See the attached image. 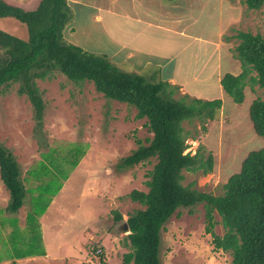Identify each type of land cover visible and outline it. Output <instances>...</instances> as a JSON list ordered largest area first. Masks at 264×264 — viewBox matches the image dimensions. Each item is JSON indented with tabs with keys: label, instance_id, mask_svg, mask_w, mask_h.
Returning <instances> with one entry per match:
<instances>
[{
	"label": "rangeland",
	"instance_id": "374dc122",
	"mask_svg": "<svg viewBox=\"0 0 264 264\" xmlns=\"http://www.w3.org/2000/svg\"><path fill=\"white\" fill-rule=\"evenodd\" d=\"M7 1L28 8L38 0ZM241 1L236 6L243 22L224 34L242 30L264 37V3L247 11ZM201 22L202 36L213 39L218 21L205 11ZM0 28L26 38L25 26L12 17H0ZM91 42L97 43L88 45L93 53L109 58L111 46L102 37ZM237 43L235 38L229 43L230 54ZM202 54L209 56L205 50ZM109 59L118 66L116 58ZM142 73L148 79L156 76L151 70ZM36 83L45 104L40 125L30 101L17 93L18 83L0 88V143L16 158L28 193L26 204L9 213L8 191L0 180V264H102L92 252L94 247L95 254H103V264H122L123 254L130 249L128 231L114 222V212L124 222L128 213L142 207L127 193L147 191L145 182L156 158L130 167L120 163L138 141L147 144L152 137L146 118L137 119L133 106L105 98L92 83L75 85L57 71ZM178 92L175 96L182 95ZM263 92L257 85H246L242 103L226 97L223 112L206 123L205 131L197 120L182 123L189 132L185 152L194 153L200 143L205 156L211 153L214 159L206 175L184 171V185L196 181L197 189L219 194L245 155L264 146V137L255 133L248 114L250 103ZM214 218L219 221L216 212ZM205 225L203 203L176 209L160 230V264H230L227 252L213 249ZM214 231L221 235L222 226L217 223Z\"/></svg>",
	"mask_w": 264,
	"mask_h": 264
},
{
	"label": "trees",
	"instance_id": "16d2710c",
	"mask_svg": "<svg viewBox=\"0 0 264 264\" xmlns=\"http://www.w3.org/2000/svg\"><path fill=\"white\" fill-rule=\"evenodd\" d=\"M241 3L256 10L264 0ZM0 17L16 19L27 32L26 38H21L0 28V88L18 83L17 93L30 101L37 125L42 122L45 104L36 79H50L56 71L75 85L92 83L95 91L105 98L133 106L137 119L146 118L145 125L152 137L147 144L138 141L136 149L120 163L130 167L156 158L145 182L147 191L132 189L127 193L142 207L128 213L124 222L122 215L114 212V222L128 226L125 237L130 249L123 254L122 264H160L163 225L176 209L197 203H203L205 232L211 236L213 249L227 252L230 264H264V146L245 155L240 169L222 184L219 194L197 189L196 181L182 183L184 171L206 175L214 165L213 155L205 156L200 143L194 153L185 152L189 132L182 123L197 120L205 131L206 123L216 119L221 99L175 96L178 86L155 80V76L148 79L143 74L124 71L107 56L67 42L63 37L69 20L66 0H39L30 9L0 0ZM230 38L238 41L232 55L240 62L241 71L225 73L220 84L233 102L242 103L246 85L264 90V37L237 30L225 36L226 40ZM248 114L255 133L264 137V92L251 102ZM0 179L9 193L6 210L17 212L26 201L27 190L16 158L1 143ZM214 212L219 221L215 220ZM217 223L222 226L221 235L214 231ZM96 249L92 248V252L103 264V254H95Z\"/></svg>",
	"mask_w": 264,
	"mask_h": 264
},
{
	"label": "crops",
	"instance_id": "0c3cea01",
	"mask_svg": "<svg viewBox=\"0 0 264 264\" xmlns=\"http://www.w3.org/2000/svg\"><path fill=\"white\" fill-rule=\"evenodd\" d=\"M238 1L66 0L69 20L63 29V37L89 52L92 51L88 45L95 43L91 42L92 38L102 37L111 46L109 58H116L120 68L128 67L125 71L143 74V70H151L156 80L178 86L182 94L208 100L221 99L219 117L226 97H229L220 79L225 73L241 71L240 62L237 60V64L230 54L229 46L232 45L229 43L234 38L224 40L228 29L243 22L242 11L236 6ZM205 11L218 21L213 39L202 36L201 20ZM203 50L209 56H204ZM191 83L196 85L192 87Z\"/></svg>",
	"mask_w": 264,
	"mask_h": 264
},
{
	"label": "water",
	"instance_id": "95a60500",
	"mask_svg": "<svg viewBox=\"0 0 264 264\" xmlns=\"http://www.w3.org/2000/svg\"><path fill=\"white\" fill-rule=\"evenodd\" d=\"M121 227L123 231H127L128 230V226L126 225V223H121Z\"/></svg>",
	"mask_w": 264,
	"mask_h": 264
}]
</instances>
